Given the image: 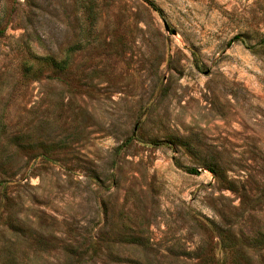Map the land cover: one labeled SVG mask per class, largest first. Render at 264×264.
<instances>
[{"label": "rangeland", "instance_id": "obj_1", "mask_svg": "<svg viewBox=\"0 0 264 264\" xmlns=\"http://www.w3.org/2000/svg\"><path fill=\"white\" fill-rule=\"evenodd\" d=\"M0 28V264H264V0H0Z\"/></svg>", "mask_w": 264, "mask_h": 264}, {"label": "trees", "instance_id": "obj_2", "mask_svg": "<svg viewBox=\"0 0 264 264\" xmlns=\"http://www.w3.org/2000/svg\"><path fill=\"white\" fill-rule=\"evenodd\" d=\"M89 14V10L87 11V16ZM89 25V23H88ZM93 23H91L89 26L82 28V32H91L94 29V26H92ZM3 33V30L0 28V35ZM27 52L30 56L31 62L28 61L24 64L23 66V71L25 74H29L32 73L34 71V68L38 66V64H45L46 66L51 67L55 72L57 73H62L65 70H67L70 61H71V54L73 52V49H68L67 53L62 57V58H56L54 56H36L34 54H32L33 52H30L29 48L27 49ZM4 143L1 142V138H0V147L3 146ZM190 173H195L196 170H190ZM63 252L65 251L66 253H64L63 260H59L57 259L55 264H72V258L71 255H75V253H72V249L71 247H64L62 248ZM93 255H91V259L94 257H98L99 253L101 252V250L93 248ZM81 257L83 254H79Z\"/></svg>", "mask_w": 264, "mask_h": 264}]
</instances>
